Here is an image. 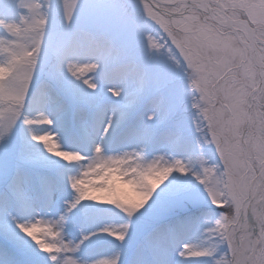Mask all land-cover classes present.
<instances>
[{"label":"snow or ice","instance_id":"obj_1","mask_svg":"<svg viewBox=\"0 0 264 264\" xmlns=\"http://www.w3.org/2000/svg\"><path fill=\"white\" fill-rule=\"evenodd\" d=\"M0 264H264V0H0Z\"/></svg>","mask_w":264,"mask_h":264}]
</instances>
